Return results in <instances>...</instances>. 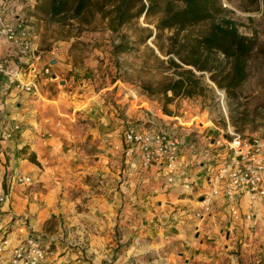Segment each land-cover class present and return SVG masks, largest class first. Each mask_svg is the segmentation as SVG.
<instances>
[{
	"label": "crops",
	"instance_id": "1",
	"mask_svg": "<svg viewBox=\"0 0 264 264\" xmlns=\"http://www.w3.org/2000/svg\"><path fill=\"white\" fill-rule=\"evenodd\" d=\"M84 32L50 35L44 25L34 27L41 58L35 71L20 75L30 91L0 73L2 122L18 126L0 141V196L9 193L0 202V233L9 235V246L30 233L53 235L47 264H264V197L221 192L201 208L225 156L220 137L203 123L187 135L194 129L188 121L164 113L139 92L135 77L120 76L115 39L109 52L75 50ZM4 57L16 62L1 42ZM128 125L161 126L181 139L171 173L124 157ZM10 174L32 180L9 181ZM232 204L241 218L230 215Z\"/></svg>",
	"mask_w": 264,
	"mask_h": 264
},
{
	"label": "rangeland",
	"instance_id": "2",
	"mask_svg": "<svg viewBox=\"0 0 264 264\" xmlns=\"http://www.w3.org/2000/svg\"><path fill=\"white\" fill-rule=\"evenodd\" d=\"M45 0L41 2L45 6ZM224 8L223 17L235 22L239 33L247 36L252 44V49L246 58V77L232 91L235 96L228 97L225 88L219 87L211 79L210 72L199 71L190 65H186L173 53V40H181L182 35L186 34L189 44L184 50V55L190 52L191 39L206 31L208 25L194 26L179 34L173 35L174 31H164L158 41L153 40V35L145 41L140 40L147 32L142 29L149 27L153 30L154 25L151 21L147 23L141 18L137 23H132L123 27L120 33L111 34L104 29V25L98 21L91 27H84L82 35L85 40H78L79 44L75 50L86 49L91 51L89 45L93 47H103L109 52L108 41H118L120 35H125L128 40L129 49L119 54V75L130 79L135 77L137 86L142 89L140 93H145V97L160 105L166 114L175 113L185 121L187 126L194 127L187 135H197L195 129L202 125L206 127L209 134L222 138L229 131L238 132L242 135H257L264 139V0H218ZM33 0H21L20 10L17 11L22 20L32 17L34 27L44 25L49 30L50 35L63 33L65 36L80 34L77 31L75 21L61 24L46 17L42 10L32 8ZM37 8V7H36ZM113 37V38H112ZM170 37H173L172 40ZM88 39H92L89 41ZM173 41V42H172ZM104 56V54H103ZM109 63L112 65L116 60H111L108 55ZM171 57L179 66L169 65L168 58ZM220 63L211 62L216 66L214 71L225 69L227 71L230 64L220 53L218 55ZM104 69V68H103ZM185 69H192L195 78L199 79L201 89L199 94L193 97H175L167 100L158 91L162 88V81L165 78L177 77ZM219 73V72H217ZM151 87L147 92L145 87ZM150 94V95H149ZM171 95L170 92L167 93ZM181 136V135H180Z\"/></svg>",
	"mask_w": 264,
	"mask_h": 264
},
{
	"label": "built area",
	"instance_id": "3",
	"mask_svg": "<svg viewBox=\"0 0 264 264\" xmlns=\"http://www.w3.org/2000/svg\"><path fill=\"white\" fill-rule=\"evenodd\" d=\"M20 1L0 0V43L3 42L16 58L13 65L8 57L1 58L0 73L12 76L16 88L30 91L32 84H23L20 75L24 68L35 71V63L41 58V54L36 53L34 48V26L31 25L33 18L24 21L17 14ZM35 2L33 0L34 4ZM43 72L47 74L48 69ZM2 118L3 102L0 98V141L11 138L13 129L18 128L17 125L7 127ZM123 143L124 157H136L143 168L152 164L160 165L169 173L173 171L182 146L178 136L161 126L139 130L134 125H128L123 131ZM217 143L223 147L225 156L209 177L212 187L209 195H203L201 208L207 211L212 202L211 196L221 192L228 198L241 194H245L250 200L263 198L264 139L257 135L247 136L229 131ZM8 180L27 184L32 179L27 175L10 174ZM167 181L172 182V176ZM184 185L189 187V182L185 181ZM8 194L1 195L0 202L7 200ZM229 213L233 219L241 218L234 204L229 207ZM250 217V214L244 216L245 219ZM55 240L53 235L30 233L10 247L9 235L0 233V264H47V250Z\"/></svg>",
	"mask_w": 264,
	"mask_h": 264
},
{
	"label": "trees",
	"instance_id": "4",
	"mask_svg": "<svg viewBox=\"0 0 264 264\" xmlns=\"http://www.w3.org/2000/svg\"><path fill=\"white\" fill-rule=\"evenodd\" d=\"M42 1L36 0L32 8L42 10L46 17L63 25L75 21L78 32L84 27H91L96 21L111 34L120 33L123 27L137 23L141 18L146 23L151 21L155 30L143 27L147 33L141 37L142 41L152 35L153 40L158 41L166 30L174 31L173 35H176L194 26L207 24L206 31L191 39L193 49L190 52L184 55L189 39L183 34L180 41L173 40V45L177 46H172L169 53L173 52L182 63L196 70L210 72L211 79L227 90L229 98L235 96L232 91L246 77V58L252 49L251 41L239 33L234 21L222 16L225 10L218 0H45V6ZM128 49V40L121 34L119 40L113 43V52L119 55ZM220 53L230 64L227 71H214L216 66L211 64L220 63ZM168 63L179 66L171 57ZM145 88L147 92L151 90L150 86ZM200 90V81L195 78L192 69H185L177 77L165 78L158 94L172 100L177 96H196ZM31 161L36 162L33 157Z\"/></svg>",
	"mask_w": 264,
	"mask_h": 264
}]
</instances>
